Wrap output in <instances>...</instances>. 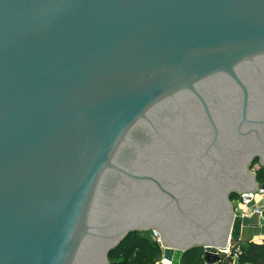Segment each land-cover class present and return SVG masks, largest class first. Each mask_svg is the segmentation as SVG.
<instances>
[{
    "label": "water",
    "instance_id": "1",
    "mask_svg": "<svg viewBox=\"0 0 264 264\" xmlns=\"http://www.w3.org/2000/svg\"><path fill=\"white\" fill-rule=\"evenodd\" d=\"M255 159L264 0H0V264H217Z\"/></svg>",
    "mask_w": 264,
    "mask_h": 264
},
{
    "label": "trees",
    "instance_id": "2",
    "mask_svg": "<svg viewBox=\"0 0 264 264\" xmlns=\"http://www.w3.org/2000/svg\"><path fill=\"white\" fill-rule=\"evenodd\" d=\"M258 163L255 159L254 167ZM256 171L257 181L264 184V168ZM237 197L235 194L231 201ZM150 234V235H149ZM241 253L237 264H264V245L246 243L237 246ZM203 248H194L183 254L180 264H205L203 261ZM161 258L159 246L151 239L150 232H134L127 235L121 243L111 252L110 264H156ZM231 263V258L222 257L218 264Z\"/></svg>",
    "mask_w": 264,
    "mask_h": 264
},
{
    "label": "built area",
    "instance_id": "3",
    "mask_svg": "<svg viewBox=\"0 0 264 264\" xmlns=\"http://www.w3.org/2000/svg\"><path fill=\"white\" fill-rule=\"evenodd\" d=\"M264 196V190H258L256 193H248V194H237L235 200H233L237 205L245 210L239 216L242 219L248 218L250 216H256L259 219V224L264 227V206H260L258 204V199ZM151 239L159 246L161 249V241L159 235L152 231ZM229 256L231 260H237L238 255L241 253L239 247L232 248L231 251L227 249L223 252V254ZM157 264H171V261L165 259L164 257Z\"/></svg>",
    "mask_w": 264,
    "mask_h": 264
},
{
    "label": "crops",
    "instance_id": "4",
    "mask_svg": "<svg viewBox=\"0 0 264 264\" xmlns=\"http://www.w3.org/2000/svg\"><path fill=\"white\" fill-rule=\"evenodd\" d=\"M258 204L260 206H264V196L262 198L258 199ZM233 209H234V212L237 214V216H239L242 212L245 211V210L241 209L237 205V203H234ZM239 217H241V216H239ZM243 221H244V225H243L242 230H241V238L238 242H234L232 245H230V247L228 248L229 251H231L232 248H234L236 246L246 244V243L264 245V227L259 224V219L256 216H250L248 218H244ZM160 251H161V249H160ZM224 257H226L227 259L230 258L229 256L225 255V253H224ZM162 258H163V254L161 252L160 260ZM228 264H237V260H233V261L231 260V263H228Z\"/></svg>",
    "mask_w": 264,
    "mask_h": 264
},
{
    "label": "rangeland",
    "instance_id": "5",
    "mask_svg": "<svg viewBox=\"0 0 264 264\" xmlns=\"http://www.w3.org/2000/svg\"><path fill=\"white\" fill-rule=\"evenodd\" d=\"M259 168V160H258V163L254 166V167H251V169H250V171H253V170H257ZM236 199V198H235ZM234 199V200H235ZM233 201V200H232ZM236 202V201H235ZM234 201L232 202V204L234 205V203H235ZM234 243V242H233ZM233 243H231V245L233 244Z\"/></svg>",
    "mask_w": 264,
    "mask_h": 264
}]
</instances>
